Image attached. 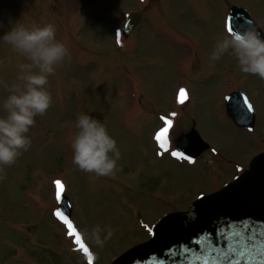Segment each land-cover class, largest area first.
Here are the masks:
<instances>
[{
    "label": "rangeland",
    "instance_id": "rangeland-1",
    "mask_svg": "<svg viewBox=\"0 0 264 264\" xmlns=\"http://www.w3.org/2000/svg\"><path fill=\"white\" fill-rule=\"evenodd\" d=\"M230 6H245L264 30V0H0V36L18 22L52 23L69 51L48 77L52 103L35 117L31 145L0 170V264H90L89 253L91 264H110L161 217L231 181L264 150V80L241 73L228 54L209 59L215 39L228 32ZM133 10L145 16L126 36L121 27ZM26 62L0 41V101ZM238 88L256 113L252 132L226 112V98ZM81 113L115 138L113 175L72 163ZM167 119L173 125L162 147L155 135ZM193 124L215 154L189 162L172 152L177 135ZM57 192L70 199L88 253L55 215ZM96 225L112 232L102 247L85 234Z\"/></svg>",
    "mask_w": 264,
    "mask_h": 264
},
{
    "label": "water",
    "instance_id": "water-1",
    "mask_svg": "<svg viewBox=\"0 0 264 264\" xmlns=\"http://www.w3.org/2000/svg\"><path fill=\"white\" fill-rule=\"evenodd\" d=\"M236 12L244 10L233 7L231 17ZM139 19L140 13H131L126 31ZM227 100L228 113L237 123H252V116H246L244 122L240 119L241 111L246 110L240 93ZM176 144L190 156L208 147L195 129L179 137ZM59 204V210L70 216L66 195ZM151 234L149 240L125 251L111 264H264V152L222 189L198 198L187 210L165 215Z\"/></svg>",
    "mask_w": 264,
    "mask_h": 264
},
{
    "label": "clouds",
    "instance_id": "clouds-1",
    "mask_svg": "<svg viewBox=\"0 0 264 264\" xmlns=\"http://www.w3.org/2000/svg\"><path fill=\"white\" fill-rule=\"evenodd\" d=\"M0 41L10 45L27 61L18 64V82L6 86L8 95L0 101V111L3 113L0 114L2 170V166L13 164L22 151L31 145L27 133L34 125L35 117L45 114L52 103L51 93L46 87L48 77L54 74L69 51L56 38V27L52 23L25 25L18 22L0 36ZM225 54L235 58L241 73L256 75L264 80V36L255 27L219 35L209 59L211 62L219 61ZM75 128L77 131L71 139L72 163L81 171L95 176L113 175L120 150L105 124L88 113H81L76 118ZM85 234L102 247L112 232L96 225Z\"/></svg>",
    "mask_w": 264,
    "mask_h": 264
},
{
    "label": "snow or ice",
    "instance_id": "snow-or-ice-1",
    "mask_svg": "<svg viewBox=\"0 0 264 264\" xmlns=\"http://www.w3.org/2000/svg\"><path fill=\"white\" fill-rule=\"evenodd\" d=\"M228 31L229 32L232 31V28L230 26L228 27ZM180 91H181V95L183 96L184 95V89H181ZM244 104L247 105L246 111H251L252 110V105L250 103H248L247 99L244 100ZM171 124H172L171 120H165V126L162 127L155 135V139L161 143L162 147H165L164 141H165V138H166V136H167V134L169 132V127L171 126ZM172 155L174 157H182L183 153L173 151ZM189 162H191L190 158H189ZM55 184L58 186L59 189L63 188L62 182L60 180H56ZM57 196H59V192H57ZM55 215L61 221H63V223L67 226V228L69 230L68 231V235H70V236L74 235L75 236V243L77 245H79V247L81 249H83V251L85 253H88V249L82 243L80 234L77 232V229L73 225L72 221L66 215H64L59 209L56 210ZM253 250L255 251L256 249H253ZM262 251H264V250H262ZM88 260H89V262L91 264L92 256H91L90 253L88 255Z\"/></svg>",
    "mask_w": 264,
    "mask_h": 264
},
{
    "label": "flooded vegetation",
    "instance_id": "flooded-vegetation-1",
    "mask_svg": "<svg viewBox=\"0 0 264 264\" xmlns=\"http://www.w3.org/2000/svg\"><path fill=\"white\" fill-rule=\"evenodd\" d=\"M245 24H246V22H244ZM256 121H257V119H256ZM255 125H256V123H255ZM255 128V127H254ZM254 130V129H253Z\"/></svg>",
    "mask_w": 264,
    "mask_h": 264
}]
</instances>
